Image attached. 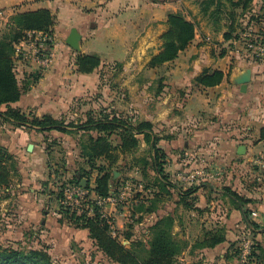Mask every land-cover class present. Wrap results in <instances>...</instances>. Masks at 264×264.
Returning <instances> with one entry per match:
<instances>
[{
    "label": "crops",
    "instance_id": "crops-1",
    "mask_svg": "<svg viewBox=\"0 0 264 264\" xmlns=\"http://www.w3.org/2000/svg\"><path fill=\"white\" fill-rule=\"evenodd\" d=\"M176 6L175 1L155 3L152 0H0V35L11 17L18 12L48 9L56 18V58L52 65L47 67L43 56L36 55L33 40L22 41L17 46L16 71L19 84L25 90L21 99L11 104V107L37 117L50 115L55 119L68 120L84 117L87 110L91 107L98 109V103L103 101L102 74L121 63L126 73L133 71L123 83L129 91L130 101L126 100L124 103L116 95L111 99L112 107L122 110L132 108L136 119L154 124L155 132L164 138L160 146L168 154L166 172L175 180L181 181V173L186 174V171L197 168L200 162L198 158H202L197 152L206 147L217 148L218 154L214 153L213 158L216 162H228L229 166L223 176L224 186H230L252 199V218L264 226V186H252L248 181L249 177L243 175L250 172L248 163L264 156V61L252 58L244 49L236 53L228 47L231 43L224 39V34L218 33L219 37L213 43L208 41L209 36L203 32L198 33L197 29L195 39L177 59L151 68V57L145 56L146 52L152 51L154 56L160 53V37L165 30L160 28L166 26L170 12H178ZM72 29H77L82 37L81 52L67 44ZM262 31L264 33L263 28ZM254 32L257 33L256 29ZM83 54L100 57L102 65L92 73L78 72L76 59ZM247 69H251L252 77L243 91L236 81ZM206 70L222 71L225 78L218 86L203 87L198 84L197 78ZM158 72L161 74L158 75ZM35 77L38 79L35 80ZM7 108L5 105L0 107V112H5ZM66 139L64 133H41L35 129L5 124L0 120V145L14 156L19 166V176L23 177L18 183L14 179L9 189L0 187V203L13 204L15 213L26 218L22 220L24 223L27 220L29 223L41 220L43 228L51 237H55L56 232L62 233L68 236L66 243L71 238L84 246L90 245L95 253L101 255L90 239L88 230L60 223L59 206L42 189L43 183L48 181L52 186L47 140L48 143L53 140L60 143V147L64 149L63 161L70 164L75 156L78 161L81 160L79 139L76 144L66 142ZM30 144L33 145L31 150ZM241 146L244 148L241 149ZM141 147L148 151V145L144 141L141 142L139 148ZM183 150L194 151L196 160L195 157L182 160L180 154ZM137 152L136 157L146 156H140ZM130 158L132 165L133 157ZM213 160L210 161L211 168L216 166ZM237 165L242 167L240 172L235 170ZM135 168L138 171L136 175L142 179L139 169ZM69 173L71 175L68 179L75 172L70 169ZM116 173L118 176L115 175V178L123 175L119 172L114 174ZM211 174L208 177L214 178ZM96 176L94 172L92 187ZM261 178L264 180V176ZM216 184H208V188L199 186L196 195L197 208L203 210L201 214L183 209L178 205V194H174L172 206L165 205L164 202V206L157 212L143 215L147 231L161 217L170 214L176 216L177 210L186 212L184 219L176 221L174 227L175 234L182 230L181 237L188 245L178 264H240L239 259L228 257L231 246L234 243L241 244V234L247 227L241 210ZM6 191L12 195L2 196ZM117 207L110 205V209L109 206L107 208L114 220H119L126 214L118 212ZM200 216H205L209 221H198ZM218 226L225 229L224 243L215 248L195 247L206 231ZM118 228L124 226L120 227L119 224ZM257 239L264 245L261 234ZM83 252L87 254L88 249Z\"/></svg>",
    "mask_w": 264,
    "mask_h": 264
},
{
    "label": "trees",
    "instance_id": "trees-1",
    "mask_svg": "<svg viewBox=\"0 0 264 264\" xmlns=\"http://www.w3.org/2000/svg\"><path fill=\"white\" fill-rule=\"evenodd\" d=\"M175 1V0H170ZM255 0H198L200 11L215 26V32L226 28L224 39L227 42L238 40L236 36L238 18L245 16ZM158 3L169 0L155 1ZM226 21L227 23H224ZM55 16L48 9H39L29 12H18L11 17L7 29L0 35V107L7 106L5 112H0L2 123L15 127L35 129L38 132L57 131L64 134L79 136L80 161L79 166L71 168L74 175L70 179L63 178L59 169L55 170L52 164L51 153L55 146H60L57 140L48 143L46 151L49 155L48 167L50 170V182L57 191L49 190V181L43 183L45 194H55L58 203V212L61 216L60 223H68L76 229L89 231V237L94 245L106 258L117 264H178L179 258L187 248V243L174 233L176 217L167 215L159 218L149 227V239L147 241L134 239L130 230L123 233L124 240L129 242V247L123 245L121 234L109 223L112 218L103 216L102 208L96 204L97 199H105L116 196L122 182H126L123 168L119 164L120 157L132 156V167H137L142 176V182L146 183L144 190L147 197L137 195L133 203L132 216L139 214V220H143L144 214H152L174 194H178V205L187 211L203 210L197 208V192L199 186H190L184 189L166 172L168 154L160 146L164 139L155 132L153 123L139 120L135 117L125 116L116 110L105 107L94 109L91 107L84 113V117L68 120L66 118L55 119L50 115L37 117L27 115L11 104L18 102L24 92L20 86L16 71L15 56L17 46L23 40L28 39L29 32H44L54 35ZM167 30L162 35V47L159 54L154 56L149 66L157 68L167 62L177 59L181 52L186 50L195 39L197 26L189 20L182 11L169 13L167 16ZM78 72L92 73L102 65L100 57L96 55H78L76 59ZM122 69L123 65L116 64ZM225 74L222 71L206 70L197 78L199 85L203 87H215L222 83ZM38 77H35V80ZM105 80L104 73L102 81ZM148 145V155L136 157L141 142ZM124 160V159H123ZM64 162V161H63ZM65 164V162H64ZM69 170L68 168H66ZM193 170H196L195 168ZM191 170V171H193ZM96 173L95 184L91 186L93 173ZM115 172L122 177L115 178ZM189 171H186L188 173ZM14 174V176L12 175ZM256 178L264 176L260 170ZM19 176V169L14 156L7 148L0 145V187L4 190L11 187L13 179ZM86 179V189L90 191V199L75 208L66 203L65 189L69 186H80ZM224 195L241 210L243 222L247 230L252 233L256 242L248 257L249 264L256 262L264 264V245L258 241V235L263 236L264 226L256 223L250 205L254 201L241 195L232 187H224ZM9 196L6 194V197ZM92 210V214H90ZM113 221V220H112ZM114 228V229H113ZM130 228H133L130 226ZM129 228V229H130ZM115 230V231H114ZM226 241L224 227L206 231L203 237L195 244L196 248H215ZM240 244L234 243L230 249V257L239 259ZM0 264H56L46 249L24 248L21 245H0Z\"/></svg>",
    "mask_w": 264,
    "mask_h": 264
},
{
    "label": "rangeland",
    "instance_id": "rangeland-1",
    "mask_svg": "<svg viewBox=\"0 0 264 264\" xmlns=\"http://www.w3.org/2000/svg\"><path fill=\"white\" fill-rule=\"evenodd\" d=\"M155 1H164V0H155ZM169 2L171 1L169 0ZM175 2L177 4L176 6L177 10L184 12V14L187 16L189 20H192L196 23L198 33L203 32L205 33L206 36H209L208 37L209 42L213 41V43H216L217 40L215 39L219 37L218 33L224 34L225 31H227L226 28H222L220 32H215V26L213 25V23L207 17L203 16V14L201 13L198 0H175ZM251 8L252 10L248 11L245 16L238 18L237 32L235 34L236 36L239 35V39L231 41L230 42L231 44L228 45V47L233 49L236 53H239V51H243L242 50L244 47L243 41L245 37L249 35L250 33L252 35L255 34L253 36L260 35V34L264 35L262 31V28L264 29V2L261 0H255L253 4H251ZM224 23H227V22L224 21ZM258 27H261V28H258ZM160 29H165L162 32V35H163L167 30V25L165 27H161ZM255 29L257 33L254 32ZM161 37H160V40H161ZM162 43L163 42L161 40V44ZM222 50H219V51H222ZM145 56H150L152 59L154 57V52L148 51L146 52ZM132 72L133 71L129 70L128 73H126L123 67L122 69L117 68L116 66H112L111 68H108V70L104 72L105 80L102 83V92L104 93L103 101L99 102L98 103L99 105H97V107L100 106V107L108 108L109 110H118L119 113H123L125 116L134 117L135 116L134 109L130 108V109L122 110V108H117V107H115L114 109L111 103L112 97L116 95L124 103L126 102V100L130 101L129 91L126 88V86H124L123 83L126 77L131 75ZM157 74L159 75L161 74V72H158ZM66 137L68 139V140L66 139V142H71V144H76L79 139L77 135H67L66 134ZM53 149L54 150H52V153H51L53 167L55 170L57 169L60 170L59 174H62L65 172V174H63L62 177L65 179H68L69 175H71V173H69L70 167L75 169V167L79 166V161L76 159V156H75L72 158V162H70V164L67 163L66 160L64 161L65 162L64 164L63 162L64 149H62V147L58 145L55 146ZM216 149L206 147L202 149L201 151L197 152L202 158H198L200 162H198L196 166L197 168L195 169L197 171L203 172L204 176L206 174H211L210 172L212 171L211 177H214V178H210L207 176V178H204L203 180L199 182L197 187L204 185L203 187L208 188L207 187L208 184H211L214 182L217 183L216 185H218V188L224 189V187H230V186H224V183H223L224 173H226V170L229 167L228 162L226 163V162L221 161L220 163V162H216L217 160L215 161V159L213 158L214 153L218 154ZM146 151H147L146 148L141 147L138 149L137 154L140 156H143V155H146L145 154ZM190 157H195V160H196L197 157L194 151L190 152V151L183 150L182 154H180V158H182V160L187 159V158H189L190 160ZM210 159L212 160L214 159L213 161L216 162V166L214 167L212 166V168L210 167V161H212ZM256 159L254 160L255 162L257 161ZM34 163L36 165H39L38 162L36 161ZM119 163L120 164L118 165H121V167L123 168L125 180L127 178L128 180L126 182L125 181L122 182V186L120 187V190L118 191V194L116 195V197L119 199V202L116 205L118 206L117 207L118 212H126V214L123 215L119 220L118 219L114 220L113 219L114 216L113 214H111L110 211L108 212V214L112 218L113 223L117 221L120 224V227L124 226V228L120 229L118 228L119 224L117 222L115 223V229L118 230V232L121 234V240H124L123 233L130 230L131 232L129 233L133 234L134 239L147 241L149 239V232L148 230L146 231L145 224H143L146 220L143 219L142 221V220H139V216L133 217L131 215L133 211V207H134L133 203H135L136 196L141 195L140 197H142L143 195L147 197V193L144 190V186L146 183L142 182V180L138 177V175H136L138 172L137 169L134 167H131L132 165H131L130 156H126L125 158H123V156L120 157ZM248 165H249L248 169L250 172H248L247 174L243 173V175L246 177L247 176L249 177L248 181H250L252 186L259 185V188H261L262 186H264L263 178L261 177L256 178V176L253 177L251 175L252 172L257 173L259 171V168L255 166L254 162H250L248 163ZM17 167L19 169L18 165ZM66 168H69V170H67ZM166 168L168 169V167ZM240 168L242 167L237 165L235 167V170H238V172H240ZM207 169H210V170L207 171ZM12 175L14 176V174ZM22 178H23L22 175L21 177L16 176L14 178L15 183H18V181H21ZM171 178L174 181H177L174 179L173 176H171ZM177 182L184 189L188 188V187L185 188V185L183 182L181 181H177ZM42 189H44L43 186H42ZM49 190L57 191V188L55 186L50 187L49 185L47 188V192ZM6 194L8 195L7 191L2 196H5ZM11 195L12 193H10L8 197H10ZM49 196H51L53 199L56 198L55 194H50ZM174 199L175 197L168 199L165 205L168 204V206H172ZM55 204L58 205L56 201H55ZM12 206L13 204H3V205L1 204L0 206V245H3V246L13 245L15 247H17L18 245H21L22 247L27 248V249H30V248L43 249L44 248L49 252V254L51 255L52 259L55 261L56 264H117L109 260L108 258H106L103 254L100 255V254L95 253V250H93L94 248L91 247L90 245L84 246L81 243L71 240V238H70V242L66 243L68 236H64L62 233L59 234L56 232L54 234L55 237H51L50 234L43 228L41 220L35 223L34 222L29 223L28 220H27V223H24V221L22 222V220H25L26 218L22 215L16 214L14 211L15 208ZM109 209H110V205H109ZM177 212L178 213H176V216H175L177 222L179 220L181 221L182 219H184V216L187 215L185 211L177 210ZM204 219H205V222L209 221V220H206L205 216H200L198 218V221L202 222L204 221ZM130 226H132L133 228H130ZM247 231L248 230H245L244 232H242L241 235L244 237H249L253 241V245L250 250V254H251L256 240L254 239V236L252 235V233L249 231L247 232ZM177 235L180 239H183L181 237L182 230H180ZM123 245H125L126 247H129V242L124 240ZM85 249H88L87 254L83 252L85 251ZM241 252L242 251L240 249L239 257L241 256ZM240 264L242 263L240 262ZM246 264H249V261L246 262Z\"/></svg>",
    "mask_w": 264,
    "mask_h": 264
},
{
    "label": "built area",
    "instance_id": "built-area-1",
    "mask_svg": "<svg viewBox=\"0 0 264 264\" xmlns=\"http://www.w3.org/2000/svg\"><path fill=\"white\" fill-rule=\"evenodd\" d=\"M255 35V34H253ZM251 33L247 35L243 41L244 47L243 49L248 53L252 58L264 61V35H256L253 36ZM33 40V43L36 48V55L43 56L44 65L49 67L55 61L56 54L54 53V43L55 37L54 35L44 33V32H29L28 40ZM19 45V44H18ZM18 53V49H17ZM16 53V54H17ZM254 161L255 166L260 168L261 171L264 172V156H260ZM209 176L206 174L203 175V172L193 170L189 171L186 174L180 175V180L184 183L185 188L198 185L201 180L207 178ZM211 176V175H210ZM213 176V175H212ZM90 191L87 190L82 185L80 186H69L65 189V197L66 203L71 205L72 207L78 208L81 206L83 202H87L90 199ZM119 202V199L116 196H111L105 199H97L96 204L102 208L103 216L106 218H110V215L107 212V207L109 205H116ZM90 214H92V210H90ZM112 224V220L109 221ZM114 226V224H112ZM248 232V231H247ZM253 241L249 237H242V242L240 244L241 256L239 257V261L242 264H246L248 262V257L250 255V250L252 248ZM242 246V247H241Z\"/></svg>",
    "mask_w": 264,
    "mask_h": 264
},
{
    "label": "water",
    "instance_id": "water-1",
    "mask_svg": "<svg viewBox=\"0 0 264 264\" xmlns=\"http://www.w3.org/2000/svg\"><path fill=\"white\" fill-rule=\"evenodd\" d=\"M82 37L81 35L78 33L77 29H72L70 36L67 40V44L72 47L74 50L81 52V48H80V41H81ZM251 77H252V71L251 69H247L241 76L240 78L236 81V83L238 85H241L243 91L246 90L248 84L251 81ZM33 148V145L30 144L29 145V149L31 150ZM241 149L244 148L243 146L240 147ZM241 155L243 154L241 151L239 152ZM116 176H118V173L115 174ZM87 181L83 180L82 181V186L86 187Z\"/></svg>",
    "mask_w": 264,
    "mask_h": 264
}]
</instances>
